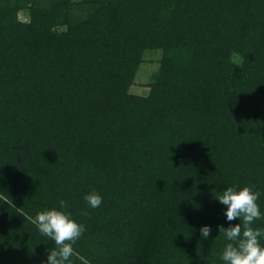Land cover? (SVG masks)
I'll return each instance as SVG.
<instances>
[{"label": "trees", "instance_id": "1", "mask_svg": "<svg viewBox=\"0 0 264 264\" xmlns=\"http://www.w3.org/2000/svg\"><path fill=\"white\" fill-rule=\"evenodd\" d=\"M232 184L264 211V0H0V264L46 259L24 216L60 200L74 264H224Z\"/></svg>", "mask_w": 264, "mask_h": 264}, {"label": "clouds", "instance_id": "2", "mask_svg": "<svg viewBox=\"0 0 264 264\" xmlns=\"http://www.w3.org/2000/svg\"><path fill=\"white\" fill-rule=\"evenodd\" d=\"M261 194L254 185L232 184L215 197L226 206L224 214L227 221L239 218V223L234 225H218L219 232L227 241L220 256L224 264H264V227L253 226L255 221L264 219V211L258 203ZM84 199L89 207L98 208L104 198L99 191L92 190L85 194ZM83 214L88 213L84 211ZM24 217L36 225L43 236L54 241V247L47 250L46 259L41 264H74L73 257L77 255L74 245L86 229L67 209L64 200H60L59 207L45 208L35 217L27 214ZM199 230L204 239L212 231L207 224Z\"/></svg>", "mask_w": 264, "mask_h": 264}, {"label": "rangeland", "instance_id": "3", "mask_svg": "<svg viewBox=\"0 0 264 264\" xmlns=\"http://www.w3.org/2000/svg\"><path fill=\"white\" fill-rule=\"evenodd\" d=\"M26 12L20 14V19L25 20ZM64 30L63 27L59 28ZM162 51L151 50L147 51L143 56L142 64L140 65L134 79V84L130 88V93L138 96H145L149 92V85L154 81L160 65ZM237 63L240 62L239 57L233 58Z\"/></svg>", "mask_w": 264, "mask_h": 264}]
</instances>
